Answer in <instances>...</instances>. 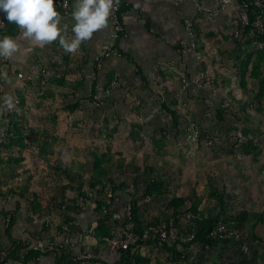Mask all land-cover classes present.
<instances>
[{
	"label": "rangeland",
	"instance_id": "1",
	"mask_svg": "<svg viewBox=\"0 0 264 264\" xmlns=\"http://www.w3.org/2000/svg\"><path fill=\"white\" fill-rule=\"evenodd\" d=\"M125 2L76 53L0 57V264H264V0ZM113 212L197 238L112 255ZM215 220L233 236L206 243Z\"/></svg>",
	"mask_w": 264,
	"mask_h": 264
},
{
	"label": "clouds",
	"instance_id": "2",
	"mask_svg": "<svg viewBox=\"0 0 264 264\" xmlns=\"http://www.w3.org/2000/svg\"><path fill=\"white\" fill-rule=\"evenodd\" d=\"M119 0H76L72 17L75 24L72 27L73 38L65 39L62 32L67 25H61L62 17L56 10L54 0H0V11L6 13L10 24L21 29L23 39L33 41L35 45L44 47L57 41L65 52L76 53L80 45L91 40L93 34L108 26L109 18L118 6ZM18 39L5 35L0 39V57L8 59L21 49ZM6 82L7 72L0 73ZM16 108L14 97L6 94L3 104H0V115Z\"/></svg>",
	"mask_w": 264,
	"mask_h": 264
},
{
	"label": "built area",
	"instance_id": "3",
	"mask_svg": "<svg viewBox=\"0 0 264 264\" xmlns=\"http://www.w3.org/2000/svg\"><path fill=\"white\" fill-rule=\"evenodd\" d=\"M242 6L247 7V0H241ZM258 2V0H254ZM0 28H3L1 23ZM17 78L28 82L32 79L31 74L26 72H18ZM16 107L19 103V96L14 92L12 94ZM0 104H3V85L0 80ZM1 116V115H0ZM110 195V194H109ZM103 213H106V209L103 207ZM112 219L118 222L117 228L113 231L112 237L109 241V252L112 255L121 256L126 251L133 252L141 244H156L158 246L177 247L180 244L194 241L196 238L195 233L176 234L165 223L148 224L144 227L137 229L133 224L129 214H121L119 212L112 213ZM233 236V232L228 231L225 223L219 221L207 234V237L212 240H224ZM90 257L89 254H84L80 257L72 254L71 262L67 264H80V259Z\"/></svg>",
	"mask_w": 264,
	"mask_h": 264
},
{
	"label": "trees",
	"instance_id": "4",
	"mask_svg": "<svg viewBox=\"0 0 264 264\" xmlns=\"http://www.w3.org/2000/svg\"><path fill=\"white\" fill-rule=\"evenodd\" d=\"M120 4H121V10H125L127 7H126V2L125 0H119ZM255 8V7H254ZM252 19V18H251ZM5 30L8 31L10 34L12 35H15L18 33V27L15 25V24H10L7 20H5ZM91 92L93 93L94 92V83H93V87H92V90ZM220 220L218 221H211L209 222L208 224H206V226L204 225L202 228H201V236L204 237V241L206 243H209V242H213L214 240L210 239L207 237V234L210 230L213 229V227L216 225L217 222H219ZM197 238V237H196ZM195 238V239H196ZM127 252H130V251H126L125 253Z\"/></svg>",
	"mask_w": 264,
	"mask_h": 264
},
{
	"label": "crops",
	"instance_id": "5",
	"mask_svg": "<svg viewBox=\"0 0 264 264\" xmlns=\"http://www.w3.org/2000/svg\"><path fill=\"white\" fill-rule=\"evenodd\" d=\"M74 2H76V0L74 1ZM18 27V26H17ZM21 30V29H20ZM18 31H19V27H18ZM21 32V31H20ZM17 39L19 40V42H20V39H23V37L19 34V36L17 37ZM21 43V42H20ZM22 44V43H21Z\"/></svg>",
	"mask_w": 264,
	"mask_h": 264
}]
</instances>
